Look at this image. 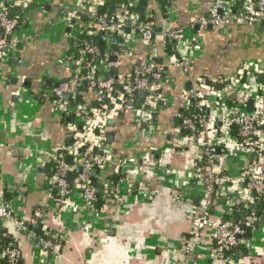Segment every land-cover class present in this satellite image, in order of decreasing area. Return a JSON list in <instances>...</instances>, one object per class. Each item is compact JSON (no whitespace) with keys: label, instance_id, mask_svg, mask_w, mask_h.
Wrapping results in <instances>:
<instances>
[{"label":"crops","instance_id":"crops-1","mask_svg":"<svg viewBox=\"0 0 264 264\" xmlns=\"http://www.w3.org/2000/svg\"><path fill=\"white\" fill-rule=\"evenodd\" d=\"M75 2L41 0L37 6L31 4L23 16L25 33L17 36L16 45L21 43L22 48H15L13 58L0 66V201L9 203L12 214L31 231L35 229L33 211L42 208L45 226L63 237L60 256L43 258L27 232L18 231L11 220L3 221L1 227L19 248L18 264H209L212 239L208 229L202 232L194 253L182 254L190 231L189 216L199 206L200 185L194 175L200 167L201 149L174 130L186 110L192 113L187 99L200 80L228 81L243 65L264 64V23L262 30L237 22L223 29L208 26L200 30L197 21L207 15L213 0L168 4L146 0L147 9L141 16L145 20L152 16L153 25L145 35L130 34L127 53L110 74H126L153 56L164 75L162 104L158 102L153 113H145L139 125L134 109H141L143 93H138L131 106L119 102L113 107L104 123L106 148L115 162H139L124 170L108 166L101 173V179L112 180L117 188L115 195L105 198L101 208L92 213L79 191L59 200L47 183L48 156L70 144L72 120L58 119L45 90L72 76L73 65L62 57L74 53L79 34H96L85 13L71 14ZM108 8L113 9L111 4ZM245 9L241 1L238 13ZM116 10L117 15L121 13V7ZM72 19L74 26L69 24ZM171 30L181 31L179 47L176 39L164 38ZM197 35H201V49L191 52L187 75L174 62L189 56ZM262 80L248 78L242 87L257 92ZM84 86L85 100L91 103L95 91L87 83ZM247 164V156L231 148L219 153L217 167L221 176L229 177ZM218 188L225 195L235 190L224 180ZM262 211L263 224L255 234V245L242 253L239 264H264L263 205ZM232 213L231 203L220 198L212 218L221 221Z\"/></svg>","mask_w":264,"mask_h":264},{"label":"built area","instance_id":"built-area-1","mask_svg":"<svg viewBox=\"0 0 264 264\" xmlns=\"http://www.w3.org/2000/svg\"><path fill=\"white\" fill-rule=\"evenodd\" d=\"M31 1L0 0V66L13 58L17 36L25 33L24 27H18L17 17H8L5 6L9 4L25 10ZM124 1L132 7H137L139 3V0ZM162 1L171 3L174 0ZM238 1L241 0H213L207 15L197 21L199 29L208 26L223 29L237 22L251 23L262 30L264 0H242L246 7L243 14L232 8ZM105 4L106 0H76L71 14L85 13L91 27H95L94 32L102 33L105 48L100 51L96 45L86 41L77 44L75 54L62 57V61L73 65L72 76L56 87L45 90L58 119L69 117L72 120V141L58 154L48 156V163L54 170L49 174L47 183L65 199H69L74 191H79L84 206L92 213L101 208L100 197L105 202V198L107 200L115 195L117 188L112 180L101 179V173L108 166L124 170L137 166L139 162L136 159L115 162L112 159L106 148L105 120L119 102L121 105L134 103L138 93H143L141 109L135 113V122L139 125L145 113L151 114L156 110L164 80L163 71L155 64L153 56L126 74H110L118 68L119 59L127 53L130 34L138 31L145 35L153 23L141 22L137 14L129 12L124 5L120 6L121 13L114 17V21L108 20L105 15L99 14ZM126 29H129V34L125 32ZM114 32L118 33L121 41L112 51L108 47ZM164 38L176 39L179 47L182 34L180 30H171ZM201 41V35H197L189 48V56L180 57L174 62L187 75L193 57L191 52L201 49ZM107 72L109 76H105ZM260 75L264 76V64L260 67L243 65L236 76L226 80L225 86L218 91L200 80L187 99L192 113L183 117L181 125L174 130L175 134H185L188 141L196 143L201 149L200 167L194 175L200 185L199 206L189 216L190 231L184 240V257L197 250L201 234L207 229L211 231L212 239L209 264H239L240 253L232 251L241 246L243 252H247L255 245V234L259 228L258 208L264 205V77L257 86V92L243 88L242 84L248 78L255 82ZM83 82L95 91V103L78 97L79 86ZM231 148L244 153L248 164L232 176H221L217 167L219 153ZM65 157L70 161L67 162ZM92 171L96 176L94 183ZM68 176L72 177L71 182ZM223 180L234 187L233 193L225 195L219 190L218 186ZM98 186L102 188V194L98 192ZM220 198L231 203L233 208L242 209L244 216L229 221L214 220L212 209ZM44 215L42 208L33 211L32 225L35 229L31 231L12 214L9 203L0 201V227L3 221H13L18 231L28 233L43 258H57L61 253L63 237L45 226ZM11 240L7 247L0 244L2 264H18L20 261L19 248L14 239Z\"/></svg>","mask_w":264,"mask_h":264},{"label":"trees","instance_id":"trees-1","mask_svg":"<svg viewBox=\"0 0 264 264\" xmlns=\"http://www.w3.org/2000/svg\"><path fill=\"white\" fill-rule=\"evenodd\" d=\"M242 1V0H241ZM241 1H238L236 2L235 6H233L232 8L236 11H239V8H240V2ZM41 3V0H32L31 1V4L34 5V6H37ZM30 4V5H31ZM111 4L112 7H113V11H110L109 8H108V5ZM168 4V3H166ZM29 5V6H30ZM125 6L127 8V10L129 12H132V13H136L137 16L139 17L140 20H145L144 19V16H141V12H145V10L147 9L146 7V0H139V3L137 5V7H132V6H129L128 4H126V2L124 0H113L112 3H109L108 0H106V4L100 8L99 10V14H103L106 16V18L108 20H112L114 21V17L117 15L116 14V9L117 7H120V6ZM29 6L25 9V10H21L19 7H16V6H12V5H9V4H6L5 8H6V11L8 13V17L9 18H14V17H17V21H18V27H23L25 26V21H24V13L28 11L29 9ZM145 21L149 22V21H152V16L151 17H148ZM154 29H151V31H153ZM102 33L101 32H98L96 35L94 36H86L85 35V32H82L81 34H79L78 38L75 40L74 43H77V44H81L82 42L86 41V42H89V43H93L94 45H96L100 51L104 50L105 48V45H104V42L102 41ZM111 40H110V49L112 51L116 50L117 49V46L118 44L120 43L121 39L120 37L118 36V33L117 32H114L113 34H111ZM170 43V42H169ZM168 43L167 47L170 46ZM74 54L76 53L77 51V48L75 47L73 50ZM168 52V51H167ZM172 54V53H171ZM113 75H116V74H113ZM206 83L211 87L213 88V90H220L223 86H225L226 82L225 81H222L221 79L219 78H216V79H213V80H205ZM86 86H84V83H81V85L79 86V91H78V97L79 98H82V99H85V95H84V88ZM87 88V87H86ZM91 103H95V100H93ZM185 116H188L191 111L186 110L185 112ZM184 116V117H185ZM182 135H185V134H182ZM71 141H72V138H70ZM65 160L67 162L70 161V158L68 157H65ZM53 166L50 167V170H49V174L51 172H53ZM91 178L93 180V183L94 181L96 180V176L95 175H92L91 174ZM52 194L54 195V197L56 199H61V195L58 194L57 190H52ZM103 202V199L102 197H100V203ZM99 203V204H100ZM262 206H260L258 208V214H259V218H258V222H257V225L260 226L263 224V221H262ZM241 216H244V211L240 208H236L234 207L233 208V213L227 217H224L222 218V221H229V220H235ZM36 232H39L37 229H36ZM11 237L10 235L3 230L2 227H0V244L3 246V247H7V245L11 242ZM233 252H237V253H240V255H242L243 253V248L241 246L235 248ZM3 261L0 260V264H2Z\"/></svg>","mask_w":264,"mask_h":264},{"label":"water","instance_id":"water-1","mask_svg":"<svg viewBox=\"0 0 264 264\" xmlns=\"http://www.w3.org/2000/svg\"><path fill=\"white\" fill-rule=\"evenodd\" d=\"M108 1H109V3H112L113 0H108ZM110 11H113V9L110 8ZM141 14H143V13L141 12ZM67 17H68V16L66 15V16H65V19H67ZM69 24H70V26H74V25H75V20H73V19L70 20V23H69ZM70 30H71L70 28H67V29H66V32H67V33H70ZM125 32H126L127 34L130 33L129 29H126ZM136 32H138V31H136ZM147 38H148V37H147ZM21 48H22V44H21V43H18V44L16 45V49H21ZM112 61H114V59H112ZM15 62H17V61H15ZM105 76H109V73H105ZM259 77H260V79H262L264 76H263V75H260ZM84 83H86V82H84ZM56 86H57V85H54V87H56ZM161 102H162V101H159L158 105H161V104H162ZM126 104L129 105V106L132 105L131 102H126ZM180 123H181V121H180ZM79 129H80V127H79ZM91 174H92V175H95V172L92 171ZM67 179L70 180V179H71V176H68ZM97 190H98L99 193H101L102 188H101L100 186H98V187H97ZM263 207H264V205H263Z\"/></svg>","mask_w":264,"mask_h":264},{"label":"rangeland","instance_id":"rangeland-1","mask_svg":"<svg viewBox=\"0 0 264 264\" xmlns=\"http://www.w3.org/2000/svg\"><path fill=\"white\" fill-rule=\"evenodd\" d=\"M136 110H137V109H136ZM136 110L134 109V113H137V112H138V111H136ZM260 227H262V226L260 225L259 228H260ZM259 228H258V229H259Z\"/></svg>","mask_w":264,"mask_h":264}]
</instances>
